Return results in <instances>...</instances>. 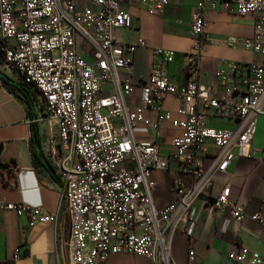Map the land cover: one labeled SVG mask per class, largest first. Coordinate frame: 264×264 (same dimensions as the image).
Here are the masks:
<instances>
[{
    "label": "built area",
    "instance_id": "built-area-1",
    "mask_svg": "<svg viewBox=\"0 0 264 264\" xmlns=\"http://www.w3.org/2000/svg\"><path fill=\"white\" fill-rule=\"evenodd\" d=\"M133 1L0 0V60L38 92L44 108L35 122L45 127L49 116L57 120L43 147L64 184L73 264H107L120 253L173 264L174 235L182 231L193 241V208L200 197L238 222L247 217L246 204L231 198V184L217 196L212 187L215 174L227 173L238 159L255 157L254 123L264 116V62L228 63L208 87L200 81V59L207 48V13L221 7L255 17L254 38H231L228 44L264 58V0L202 1L191 18L189 82L181 87L167 72L174 52L153 49L151 75L140 79L133 54L145 42L116 49L115 32L133 27L124 10ZM171 1L150 0L149 12L161 16ZM83 48L93 53L95 63L86 60ZM136 88L156 120L144 119L127 103ZM169 99L180 101L176 113L163 110ZM211 118L235 120L237 127L215 128ZM142 121L154 131L152 139L137 136ZM167 124L180 132L172 137L170 155L162 154L157 143ZM172 162L190 181L178 182L177 196L158 209L152 175L170 170ZM0 210L28 213L31 225L57 221L42 206L0 199ZM251 218L264 232V215ZM196 262L190 249L189 264ZM226 264H264V255L241 246L228 254Z\"/></svg>",
    "mask_w": 264,
    "mask_h": 264
},
{
    "label": "crops",
    "instance_id": "crops-1",
    "mask_svg": "<svg viewBox=\"0 0 264 264\" xmlns=\"http://www.w3.org/2000/svg\"><path fill=\"white\" fill-rule=\"evenodd\" d=\"M202 1L172 0L161 16L149 12L150 0H134L124 7L132 16L133 27L115 32L116 49L137 44L139 40L145 42V46H139L133 54L137 78L151 75L153 49L164 48L175 54V60L167 65L171 81L179 87L189 82L187 65L192 49L191 18ZM206 24L207 48L200 59V81L204 86L215 84L216 71L224 69L228 63L264 62V58L253 52L231 48L228 44L231 38H254V16L233 14L221 7L208 11ZM82 50L86 60L95 63L93 53L84 51V48ZM0 73L17 86L22 80L18 71L6 66L1 60ZM127 103L136 108L144 119L156 120V112H148L142 105L139 88L127 98ZM179 105V100L169 99L163 110L176 113ZM49 117L45 127H41L42 141L46 133L50 134L51 125L57 124V120ZM225 121L235 123V127L229 130L237 127V121ZM138 127V137L146 140L154 137V131L146 129L143 121ZM254 128L255 157L238 159L227 173L215 174L212 187V195L217 196L224 185L231 184V198L246 204V219L238 222L228 210L217 212L206 203L204 197L198 198L193 208V214L197 217L193 241L182 231L174 235L171 251L173 264H189L190 249L195 251L196 264H226L228 254L241 246L264 255L262 226L251 218L256 213L264 215V116L257 118ZM179 133L170 124L165 126L157 137L162 154L170 155L174 151L171 140ZM31 136L32 120L25 99L17 89L5 84L0 78V199L19 202L28 207L42 206L49 214L57 215L55 223L31 225L28 213L0 210V264H73L64 184L57 174L58 178H54L42 166L34 165L30 151ZM42 152L43 159L49 161L43 143ZM152 178L156 182L152 198L158 209L167 206L177 196L178 182L188 184L190 181V176L181 173L175 162H172L168 171H155ZM107 264L154 262L148 258L120 253L111 255Z\"/></svg>",
    "mask_w": 264,
    "mask_h": 264
},
{
    "label": "trees",
    "instance_id": "trees-1",
    "mask_svg": "<svg viewBox=\"0 0 264 264\" xmlns=\"http://www.w3.org/2000/svg\"><path fill=\"white\" fill-rule=\"evenodd\" d=\"M1 56V51H0ZM0 78L4 81L5 84L12 86V88L17 89L23 98L25 99L28 106V115L32 120V136L30 143V151L32 155V160L35 166H42L45 168L54 178H58L55 173L54 167L47 161L43 159L42 152V134H41V125L38 122H35L38 115L43 111L44 108L43 102L39 98V94L35 91L30 84H27L23 79L20 84L14 85L12 81L5 75L0 73ZM41 104L40 108L37 105Z\"/></svg>",
    "mask_w": 264,
    "mask_h": 264
},
{
    "label": "rangeland",
    "instance_id": "rangeland-1",
    "mask_svg": "<svg viewBox=\"0 0 264 264\" xmlns=\"http://www.w3.org/2000/svg\"><path fill=\"white\" fill-rule=\"evenodd\" d=\"M79 43L82 44V41H79ZM227 119H224L223 121H218L216 119H211L209 124L214 126L215 128H218V129H231V128H234L235 127V123H231L229 121H225Z\"/></svg>",
    "mask_w": 264,
    "mask_h": 264
}]
</instances>
